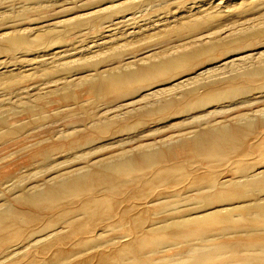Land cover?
<instances>
[{
  "label": "rangeland",
  "instance_id": "obj_1",
  "mask_svg": "<svg viewBox=\"0 0 264 264\" xmlns=\"http://www.w3.org/2000/svg\"><path fill=\"white\" fill-rule=\"evenodd\" d=\"M37 2H38V0H0V79H8L12 75H18V76L24 77V78H19L14 84L10 85L9 87L5 86L4 84L0 85V160H1L0 161V177H1V175L4 176L6 174L5 175V176H7L6 179L13 178V177L17 178V179H19V178L21 179L22 177L25 178V176L27 175V180L23 184L26 186H29V185L31 186L34 184L35 180L38 183L40 181L38 179L47 178V177L51 176L50 174L54 175L57 173V171H59V169L61 171L68 166L69 167H79V166H82L83 164L87 163L88 161L97 159L100 156H105V157L111 156V154H113L115 151L117 152L118 150H124V148H125L124 145H126V149L127 148L131 149L135 146H138L139 143L140 144L152 143V145L154 144L157 146L158 144H156V143H158L162 139H164L163 137L167 138V136L169 137L170 134H172L171 136H174L181 131L183 132L185 130L184 132H187L188 130H191L192 128L193 129L197 128L198 124L196 123L194 118H192V117H196V115L200 117V115L203 116V115L209 114V116H210L212 114L210 116V119L214 118L212 120L217 121V124H220V123L224 124L226 122L227 124L228 123L231 124L233 127L239 126V122L235 121V123H234L233 120H237L236 117H237V115L238 116L241 115L240 113H242V114L244 113V115L246 113L247 114L249 113L248 117L251 116L252 118L254 117V119H257L260 117V115H258V113H256V111L258 110L257 112H259L260 110H262V108H264V107H262V106H264V93H263L264 92V88H263L264 87V81H262V80H264V77H261L260 81H259V78H256V77L250 78L246 72L243 73V72H240L238 70L239 71L238 72L239 77L237 78L236 66L238 65L237 64L238 62H239V64H241V62L251 63V62H253V60H254V62H256V60L258 61V59L260 58L262 53L264 55V0H43L41 5H37L36 4ZM207 15L209 16V18L206 21L207 23L206 22H205L206 24L203 23L204 26L201 25L200 28L196 29L197 31H193V32L191 31V33L181 32L178 34L173 32V28L176 26H179L181 23L189 22V21L194 20L196 17L207 16ZM124 18H126V19H124ZM128 20L131 21L132 23L129 22ZM110 21L112 22L111 25H110ZM123 22H124V25H123ZM128 22L131 25L130 24L128 25ZM116 23H117V25H115ZM125 25H126V27H125ZM214 30H217L216 31L217 34L215 33V35H217V37H219V38H225L226 39V38L231 37L232 35L236 36V38L231 41L230 44H232V45L230 48L226 47L227 48L226 49L225 47H217L214 51L215 53L213 52L210 54H206L208 57L207 63H205L207 60L206 55H202L203 59L201 58V55H200V58L203 60V62L199 57H198L199 60H194L197 58V57L196 58L194 57V59H193L194 61L191 59L193 62H195V63H197L198 61H200V62H198L197 67H196V65L194 63H192V61L191 62L189 61V63H191L193 66L192 67L191 64L189 65L190 67H192L191 69L188 66L189 63L186 64L187 67L185 69H184L185 65L181 66V67H183L182 68L183 70H179V69H181V67H179L180 65L177 67H176V65L170 66L169 70L165 73L166 75L163 74L162 79L160 78L162 81L160 79H158L160 82L158 80H156L157 83L155 81L144 82V84H140L135 90H130V92H131L130 95L128 94V93H130L129 91H127L128 93L127 92H121L122 95H128L125 97L123 96L124 98H121L122 96L120 97L121 94L118 92H111L112 95H110L109 94L110 92L109 93L104 92V93L100 94V93H96L93 90L94 95H95V96H93L92 90H91V92H92L91 93L90 88L87 86L86 87L83 86L84 88L81 86H74L70 90H64L63 88L60 87L61 84L55 85L54 83H52V80L60 81L59 79L63 78V77H65V78L67 77V79H69V80H76L79 78V76L84 75V74H87V75L96 74V72L94 70L77 69L81 66V64L78 62V60H80V59H88L89 60V58H91V62L90 61L87 62L88 65H94V66H96V68H98L97 70L106 72L109 69H111V67H115L117 65H129V66H131V68L133 66L138 67V66H140L139 63L141 62L143 57H146L147 54L148 55L152 54L153 57H155V56H157V57L166 56L168 58H174L179 49L188 48L192 44H194L195 42H200V41L207 42L206 40L208 39V41H209V38L211 40L214 37V35L212 37V33H210V32H212ZM132 31H134V32H132ZM131 33H134V34H131ZM207 33H209V34H207ZM201 34H203V35H201ZM201 36H202V39H201ZM209 36H211L212 38ZM102 40L103 41L106 40L108 42L102 43L103 42ZM101 44H102V47H101ZM105 44H107V46ZM233 46H234L235 50L233 49ZM228 49H232V50H230V52H228L229 51ZM233 50H234V52H233ZM101 52L104 53L102 58L95 57L97 54H99ZM224 52H226V53H224ZM211 55H213L215 57L212 58ZM248 55H250V57ZM257 55L259 56V58L257 57ZM244 56H245V58L246 57L247 58L245 59ZM69 63H73L72 67L63 68L65 65H67ZM202 63H204V64H202ZM56 64L58 67H55ZM59 64H61V65H59ZM217 65H218V67H217ZM231 65H233V67H231ZM208 67L211 69L210 71H209ZM42 68L51 69V73L50 74L42 73L41 72ZM205 68H207V69H205ZM70 69H72L71 72H69ZM76 69L80 70V71H78V74H76L75 76H72L71 74L73 73V70L75 72ZM230 70H231V72H230ZM180 71H182L183 73H181ZM205 71L208 74H206ZM230 73H232V74L235 73V74L230 75ZM239 73H240V75H239ZM211 74H212V76L215 75L214 78L211 76ZM243 74L245 76H248V77H245ZM205 75H206V77H205ZM209 75L213 79L211 77H209ZM234 76L237 78V80H235L236 78H234ZM201 77L204 80L203 82L201 81L204 85L201 84L199 87L202 86L203 89L199 88V87H196V88L192 87L193 89L191 88L190 91H189V89L187 90V94L189 92L188 95H184V93H185L184 91H182V93H183L182 94L181 91H179V90L176 91L178 94L175 92L176 95H178V96L173 94V96L175 95L177 98H175V96H174V99L172 98V101L174 100L173 101L174 103L180 102V103H178L179 106L175 103V105L178 107H176L173 103L174 106H172L170 104L173 108H171V106L168 105V106L162 107L163 109L162 108L158 109V111L157 110H150V111L148 110L147 111L146 108L144 109L145 106L143 104L145 102H146L145 105L148 106V104L155 103L156 99H158L156 102L159 103V101H160V103L162 102L163 105L165 104V100H167V99H163L162 96L157 97L155 95V93L153 95V92H156V94H157L158 90L162 91L160 87H163V90H166L167 88H170V87H167V85L171 86L174 82L176 83V81H177L176 84L181 83V85L183 86V85L189 84V82L194 80V79L202 80ZM207 77H208V79H207ZM182 78H184V79L182 80ZM246 78L248 81L246 80ZM231 79H234L235 81L232 80V82H231ZM179 80L182 81L183 83L180 82ZM184 80H185V82H184ZM208 80L211 82L209 83ZM206 81H207V84H206ZM186 82H188V83H186ZM208 83H209V85H208ZM211 83H213V84H211ZM214 83H216V84H214ZM231 84L232 85H241V86L247 84V86H248V88H250V90L246 89L244 96L242 95L243 97L240 96L241 94L238 95L242 99L238 98V96L236 95L235 96L236 98L233 97V99L232 98L231 99H219L218 101L216 100V102L213 101L212 104L210 103L211 101L210 102L207 101V102H205L207 104L204 103L201 106H198L199 108L195 107L194 109L191 108L190 110H186V111L183 109V107H185L187 105V103L189 104L193 101H196L198 99V98H196L197 95L200 97L201 96L204 97V96H207L211 91L218 90V88H220V90H221L227 86H230ZM253 84L254 85L257 84L258 87H257V85H255L257 87L256 88L255 86H253ZM142 85L144 87L143 89H142ZM249 85H250V87H249ZM251 85H252V87H251ZM261 86H262V88L258 89ZM139 87H140V90H139ZM253 87H255L256 89L254 88V90H251V88H253ZM156 88H157V90H156ZM198 88L201 89V91ZM86 89H89V90H87L89 93L86 91ZM194 89H195V91H193ZM204 89H206V91H204ZM136 90H138V91H136ZM247 90L249 91V93L250 92L251 93L249 94ZM132 93H133V95H132ZM97 94H98V96H97ZM102 94H106V96H104V95L100 96ZM148 94H150V98H149ZM190 94H191V97H190ZM258 94L259 95L261 94V96H259ZM116 95L119 96L120 99ZM142 95H143V97H142ZM151 95H153V97L155 96V99L152 98ZM179 95L181 97H179ZM103 97H105V98H103ZM167 97H169V96H167ZM171 97H172V95H171ZM248 97L250 99H248ZM136 99L139 101H137ZM234 99H237V100H234ZM135 100H136V102H135ZM141 100L145 101V102H142ZM241 100H243V101H241ZM23 102H25V105H30V109L25 108L22 105ZM181 102H183V103H181ZM230 102H232V103H230ZM242 102H244L247 105H244V103H242ZM160 103L159 104L155 103V104H157L156 105L157 107L159 105L162 106V104H160ZM225 103L228 104L229 106L228 105L226 106ZM122 105H124V106H122ZM151 105L155 106L153 104H151ZM226 107L229 110H227ZM260 107H262V108H260ZM32 108H33V110H32ZM140 108H142V109H140ZM138 109L144 110L147 112H144L143 116L141 114H136V111L138 113L140 112V110L138 111ZM35 110H37V111H35ZM38 110H39V112H38ZM212 110H213V113H211ZM214 110H217V112L215 111L217 114L214 112ZM128 111H130V112H128ZM208 111H210L211 114L208 113ZM34 112H36V114L40 113L41 115L44 112V115H42V116L40 115L41 117L39 116V117L34 118L33 117V114H35ZM131 112L134 113V116H129V115H133ZM153 112H155L154 115H152ZM174 112H175V114H173ZM126 113H131V114L127 115L130 117V119L126 116ZM142 113H143V111H142ZM145 113L147 114V116ZM202 113H203V115H202ZM206 113H208V114H206ZM213 114H215L217 116L215 117V115L213 116ZM135 115L136 116L140 115L141 118L142 117H146V118H143L140 120V122H138L140 119V116H138L139 118L137 117L138 118L137 119V118H135L136 117ZM107 117H109L110 119L112 117V119L114 118L115 121H114V119L110 120ZM126 117L128 119H126ZM103 119L106 120L105 122H108L110 120L109 123L111 124V128L109 127L108 129H106L104 131L99 129L98 123L100 121H104ZM190 120L192 121V123L195 121L196 125H195V123H193V124L189 123ZM93 121L97 122V123H95V126H97V127H95L96 130H95L94 126L93 127L91 126L92 123L94 124ZM111 121H112V123H111ZM246 122L243 121L240 124V126L241 125L247 126V133L245 135L246 139L243 140V142H244L243 144H244V146L245 145L247 146V143H248V146L245 148L242 144L241 145L242 150L240 148V149H238V151L232 152V153H234L236 158L235 157L231 158V156H233V155H231L232 153L230 152V154L227 153L228 157H227V155H224L221 158H218L219 160L214 159V161H212L213 159L208 160V159H203L202 157H200V159L198 157V160H197L195 153H193L190 150L183 149V151L185 150V151H188V153H190V156H189V154L182 151V148L178 147L177 148L178 151H176V149H175V150H173V154L172 153L170 154V155H174L176 157H174V156L172 157L169 155L168 160L166 159L167 161L166 160L163 161V162H165V163H163L164 167L166 166L165 168L163 167V165L161 163L162 161L161 162L159 161L161 163V165L159 162H157L159 164L158 166H155L157 164L154 163L155 165H153V164L150 165L151 168H150V166H148L149 168L148 167L140 168L139 171L137 170L138 172L134 171L135 173L133 172V173L128 174V175H126V174L123 175L122 179L125 181L127 180L126 181L127 185H125L124 187L122 186V188L117 189L115 191L116 195H115V193H113V195H111L109 197L110 201H111L112 197L117 200V201L115 199H114V201L112 200L113 204H116V207H115V205H113V207H114L113 211H111L110 214L105 215L107 217H109V215H112L114 218L112 216H110V218H107L104 216L103 217L104 220L100 219V221H99V218H98L97 219L98 222L96 220L94 222H87V221H85L84 217L82 215H80L81 214L80 208H81V206H83L86 203V200L89 198V196L90 197L92 195L94 196L95 193L97 192L96 193L97 195H95V196L101 197V195L103 196V193L105 192V191H103V193L101 194L102 190L101 191L96 190V192H95V190L94 191H84V192H81V195L79 193L74 195L75 197L74 196H68L66 198L67 200L69 199V201H70L72 199V197L74 198V200H72L70 202H68L66 199H63L64 201L66 200V202H63V200H59V201H57V203L59 205L57 203H55L56 202L55 201L53 203L54 207H51V206H53V204H51L49 207H45L46 209L44 208L46 211L43 208H42V211L40 210L41 208H36V207L30 208V205L25 206V204H24V206L27 207V209H29V210H27L25 207H23L22 203H15L16 204L15 207H17V208H19V205L17 206V204H21L20 207L22 209L19 208L20 210L24 209V211H30L33 208L31 210V212L33 210L39 211L38 213L33 211V213H36V217H35L36 219L35 220H37V222L35 220H34V222H36V225H38V226L36 227L34 225L35 223L32 221L31 224L33 226L29 224L30 227L26 225L28 227L27 229H25L26 228L25 226L23 227L22 231L24 233L26 231L25 234L28 236H29V234H27V231L28 230L30 231V228L32 230L33 229H39L40 226H41V228H43L46 226L45 224L50 219L51 220H57L59 218V216L57 218L56 215H60V214L63 215L64 213H67L68 214L67 216H69L70 218L71 217L74 218V217L79 216L80 218L78 217V220L82 219L81 221L80 220L79 221L82 222V224L83 223H85V224H83L82 231H80L83 233L79 234V233L73 232L71 230H68V227L70 228V224L62 222L63 225H61V222H59L56 224L57 226L55 225L53 228H51V230L45 229L44 231L41 232L42 235L44 234V237H47V235H46L47 233L49 234L50 232L51 233L53 232L51 235L49 234V237L44 238L45 240L43 239L42 241H40L41 247L39 246V244L38 245L35 244L34 246L33 245L30 246L31 249L28 247V248H26L27 250L23 249L22 250L23 252L22 251L20 252V249L23 246V244L27 245L26 243L30 242L31 239H33L31 237H34L30 233L31 235L29 237L26 236L27 237L26 238L24 233H23L22 234L23 239L21 238V239H18L19 241H16V240L13 241L14 245L16 243L17 244L21 243L22 246L20 245L18 248H13V252L19 251L20 253L18 254V256H15L14 259L11 258L7 262H5V264H21V263L29 264L31 262H34L35 260L36 261L34 263L45 264V261L49 258L52 259V260L49 259L50 262L55 260V257L53 254L58 253L57 250H64L65 251L64 253H67V250L73 251L72 252V254L74 253L73 259L70 258L71 261H69V262H71V263L68 262L67 264L76 263V262H78V260L79 261L83 260L81 263H84V264H99V258L101 257L102 254L105 253V255H106L108 253V255H112L113 253L116 252V248H117L116 245L120 246L121 243L127 241L128 239H129V241H127V242H131L135 238L134 235L136 234V232L133 233L134 237L131 235V233L133 231L130 233V231H131L130 226H132L133 221L130 222V224L128 226L130 228H128L125 225V224H128L129 221L133 219V217H139L142 215L144 218L146 215V217H145L146 219L145 220L143 219L144 224L142 225L143 229H144V226L148 225L149 223H154L157 221V219H158V221H160V218H161L160 215L162 216L161 219H163L165 217V214H166V213L164 214V210L166 211V208H170V205L172 203L173 204L175 203L174 205L177 204L175 207H177V208L180 207V210L181 209L182 210L181 211L178 210V212H182V213H188V211L193 210V208H194V210H197V208L199 206L201 207V209H202V207H203V209H205L204 213L213 211L214 210L213 204L211 206L206 204V207L209 206L208 207L209 209L206 208L205 206H203V204H204L203 201H205V200H201V198L199 196V194H201V193H199L200 190L198 191V194H196V192H195V193L190 195V193L198 190L197 188H196V190H194L195 186L191 185V184H193L191 182L192 181L194 182L196 180V179H193L196 176V174L200 173V175L199 174L198 175L201 177L202 176L205 177L206 175H208L210 177V176L214 175L213 176L214 178L220 180L222 178H226L229 176L239 177V173L237 172V168H238L237 166L240 164L241 161L243 162L241 164L246 165V168L250 169L251 171H253L254 168H258V165H259V167H262V166L264 167V163H263L264 158L261 157L262 155L264 156V154H263L264 151L263 150L260 151V149H264V146H263L264 145V143H263L264 142V140H263L264 139V126L262 125L263 123H260L257 121L255 123L256 125H253L252 123L246 124ZM182 123L185 125L183 126ZM122 124L125 125L126 127L123 126ZM177 124H178V126H177ZM128 125L130 126V129H129ZM169 125H171V126H169ZM189 125L190 126L193 125L192 128ZM231 125H229V126H231ZM175 126H177V127H175ZM202 127H204V125L201 126V129H202ZM198 128H200V127H198ZM98 129H99V131H98ZM120 129L121 130L124 129V131H121ZM147 132H149L151 134H149ZM152 132L155 134H153ZM96 136L97 137L99 136V138H98L99 140L97 139ZM89 137H91V138H89ZM100 137H101V139H100ZM88 138H89V140L92 138H94V139H92V141L91 140L89 141ZM95 139H97V140H95ZM83 140H84V143H86V144H83ZM87 140H88V143L86 142ZM93 140H95V141H93ZM154 140L155 141L159 140V141H157L155 143ZM79 141H81V142L79 143ZM121 142H122V144H121ZM257 142H259V143H257ZM77 143H79L80 145L79 144L77 145ZM81 143L83 145H81ZM256 143H257V145H256ZM105 144L106 145L109 144V146H106ZM116 144H118L117 145L118 148H117ZM119 145L120 146L122 145L121 149H120ZM259 145H260V147H259ZM99 146H101V148H102V146L106 147V150H105V148L104 149L102 148L103 150H101V148ZM252 146L254 148V151H252L253 150ZM49 147H51V148L49 149ZM92 147H94V148H92ZM96 147L99 149V151L97 150ZM107 147H109V148H107ZM243 147H244V149H243ZM43 148H46V150L45 149L44 150L47 151V153H50V155L48 154L50 159H49V161H47L49 163V165L54 166L55 168L58 167V169H54V170H53V167H51L52 169L49 168L47 170L48 173H46V170L45 171L42 170V171H44L43 173L45 174V177H44V175H42L43 174L42 171L40 172V170H41L40 166L42 163L41 161L43 159V156H41V154H42L41 150ZM52 148H53V150H52ZM49 150L51 152H49ZM100 150L102 152H100ZM180 150H181V152H180ZM243 150L245 153L243 152ZM247 150H248V152H247ZM91 151L93 152V154L91 153ZM36 152H40V153H38V155H36ZM174 152L176 154H174ZM182 154H184V155H182ZM239 154H240V156H239ZM243 154H245V155H243ZM193 155H195V156L193 157ZM239 157H241V158H239ZM260 157H261V159H260ZM185 158H189V159L184 160ZM190 159H194V160H190ZM239 159H241V160H239ZM246 159L249 162H247ZM187 160H188V162H187ZM217 160H218V162H217ZM231 160H232V162L233 161L234 162L232 163ZM256 160H259V161H256ZM261 160H262V162H261ZM200 161L202 164H199ZM169 162H172V163L167 164L168 166L165 165L166 163H169ZM1 163L2 164L5 163L7 165H5V164L2 165ZM53 163H54V165H53ZM56 163H58L57 165H59V166H55ZM173 164H175L176 168H178L177 167L178 164L181 167L174 170L173 176H175V174H176V176L175 177L171 176L169 178V181L167 183H165L161 179V177H162L161 174H158L161 172L157 168H160V170L172 169L174 167ZM261 164H263V165H261ZM44 165H46V163ZM256 165H257V167H256ZM169 166L170 167L172 166V168H170ZM2 167H3V169H2ZM161 167H163V168H161ZM229 167L231 168V170ZM4 168L6 169V171ZM154 168L156 170L155 172H154ZM7 170L8 171L10 170L11 172L10 171L8 172ZM177 170H179L180 173H182V174H179V171L177 172ZM250 170L247 171V173L251 172ZM233 171H235V172H233ZM5 172H7L8 174ZM204 172H208V173H205L206 174L205 175ZM1 173H3V174H1ZM138 173H140V174L144 173L143 175H145V176H143V178H141L140 175H138ZM190 173H191V175H190ZM40 174L42 175V177ZM154 174H156V176H154ZM225 174L227 175L226 177H224ZM22 175H24V176H22ZM30 175H31V177H29ZM32 175H35L36 177L32 176ZM180 175H182L183 177ZM17 176H21V177H17ZM38 176H39V178H37ZM34 177L37 179H35ZM134 177H137L136 178V179H138V180H136L137 182L139 181V179L140 180L144 179L147 181L149 180L147 183L145 181V185H144V181H142L141 182L143 184L142 187L146 186V184H148L149 182L152 181L153 184L152 183L148 184V186L151 188V190H150V188H148V186H147V188L145 187V189H147L149 191L142 188L140 181L138 182L139 184H137V182H135ZM155 177L158 179V180L156 179L157 182L155 181ZM181 178H183L184 181ZM199 178L200 177H198V179ZM151 179H153L155 182H153V180H151ZM128 180L131 181L129 184H128V182H129ZM172 180L173 181L176 180V181L171 183ZM161 181H163L165 184H168V185H165V184L162 185L163 182L161 183ZM177 181H178V183H177V185H175ZM0 182H2L1 179H0ZM36 182L34 185L37 184ZM134 183H136V185ZM172 184H174L175 186ZM2 185L3 184L0 183V188L4 187L0 190V192H3V193L7 192V193H5L4 195L2 193H0V194H2V195H0V201H1L0 204L3 203V201H4L3 198H6L5 196H7L8 194L11 195L12 193H14V191H12L14 189H11L12 187L9 188V189H11V190H9L7 188L8 186H6L7 189H5V185L4 186H2ZM129 185H130V187H129ZM125 187H126V190H125ZM185 187H186V189H185ZM121 189H122V191H121ZM127 190H128V192H130V194L132 193V195H130L128 192L126 193ZM189 190H193V191L190 192ZM208 190H205V191H208ZM89 192L91 193V195ZM143 192H145V194ZM160 192L163 196L165 194L166 195L163 197L160 194ZM98 193H100L101 195ZM105 193H107V192H105ZM117 193H119V194H117ZM157 193L159 195H161L160 196L161 199L159 198V196H157L158 195ZM140 194L141 195L144 194V195L141 196ZM185 194H187L188 196ZM195 194L197 195V197ZM136 195H137V197H136ZM192 195L194 197H191L190 199L193 198L194 201L197 199L196 200L197 202L196 201L192 202L193 199H192V201L189 199V197ZM2 196H3V198H2ZM130 196H132V198ZM123 198L124 199L129 198V199L128 200L125 199V201H122ZM199 198L202 202L201 201L198 202ZM1 199H3V200H1ZM83 199H85L84 202H83ZM119 199L121 202H118ZM135 199L138 201L136 202ZM145 199H146V201H144ZM151 199H153V201ZM149 200L151 201V204H154V205L151 206ZM181 201H183V203ZM116 202L120 203L121 207ZM163 202L166 206L168 205V207H166L164 204L161 205ZM74 203H75V205L77 204L76 205L77 207H75L76 209L74 208V206H75ZM194 203H196V204H194ZM205 203H207V202H205ZM226 203H229V202H226ZM226 203L225 202L222 203V202L218 201V203H216L218 210L221 207H222L221 210H225L224 208L229 207L228 204L225 205ZM236 203H232V204H236ZM55 204H57L58 206ZM63 204H65L66 206ZM126 204H129V205L126 206ZM173 204L171 206H174ZM135 205L137 208L136 211H135ZM143 205L146 206V208H144ZM147 205H149V206L147 207ZM191 205L194 207L191 208ZM224 205H225V207H223ZM63 206H65L66 209L64 208V210H63ZM67 206H69V207H67ZM131 206H133V207H131ZM154 206H156V209ZM160 206L162 208H163V206H165V209H162ZM118 207H120L119 208L120 211H118L119 210ZM122 207L124 209H122ZM182 207H184V208H182ZM189 207H190V209H189ZM47 208H49V210ZM115 208L120 213H118L115 210ZM133 208L135 211L134 213L132 210ZM159 208L162 210L160 211ZM61 209L63 210V213H61ZM145 209H148V210H145ZM201 209H199V210H201ZM114 210H115V212H114ZM124 210H125V213H124ZM59 211H60V213H58ZM139 211H140V213H139ZM70 212H71V215L74 213L75 216L69 215ZM77 212L79 214H77ZM113 212L114 213L117 212V213L114 214ZM126 212H129V213H126ZM137 212L139 215H137ZM147 212H148V214L150 213L149 216H147L148 215ZM40 213L43 215H41ZM129 214H131V215L133 214V216L130 215V217H129ZM38 215L39 216L41 215V217L43 218V219H41V220H43L42 221L43 224L40 223L41 217H39ZM115 215H118L119 217L115 218ZM120 215H122V216H120ZM153 216H158V217H154L155 221H154V219L152 220ZM37 217H39V218H37ZM46 218H48V219H46ZM100 218H102V217H100ZM74 219H76V218H74ZM83 219L85 222L83 221ZM127 219H129V220H127ZM44 220L47 222H45ZM117 222H119V225ZM89 223H90L91 227H89ZM98 223H99V225H98ZM121 224L125 225L124 226L125 228H123V226H121ZM64 225L68 230L67 232H66ZM67 225H68V227H67ZM119 226L121 227V230L123 232L129 231V233L125 234L121 230H118V229H120ZM88 228H89V230H88ZM55 229H59V230H56L58 232L61 231V229L62 230L65 229L64 231L66 233L65 232H64L65 234L62 233L63 231H61L59 233L57 232V234L59 235V236H57L55 231H53ZM103 229H104V231H103ZM124 229H125V231H124ZM209 229H206V231L208 230L207 234H208V232L210 233L208 235H213L214 233H216V228H214V229L211 228L210 231H209ZM212 229L214 231H212ZM90 230H91V232H90ZM29 231H28V233H29ZM72 232L77 234V235L74 234L75 235L74 236L72 234ZM86 232H87V235L84 234ZM88 232H90V233H88ZM41 233L37 232L36 234L40 235ZM91 233H93L94 235L93 236L89 235ZM122 233L124 235L121 236L120 234H122ZM137 233H138V235H142V230L137 231ZM129 234L131 235V237H133L132 239H131ZM61 235H62V237H61ZM70 235H72V236H70ZM88 235L90 237L87 238ZM126 235H128V236H126ZM52 236L53 237L56 236V237L53 238ZM123 236H124V239H123ZM24 237L26 240L24 239ZM36 237H38V236H36ZM128 237H130V238H128ZM67 238H69V239H67ZM82 238L83 239H85V238H87V239L93 238L94 239L95 238V242L97 241L98 244H100L101 246L98 248H92V246L94 244L90 243L87 245L85 244L84 246H80V248H79V247H77V244L79 243V241L83 240ZM34 239H35V237H34ZM47 239H48V241H50L52 243L48 242V244L46 245L47 247H46L44 245H45V243H47ZM59 239L60 240L62 239L61 241H63L62 243L65 242L64 243L65 245L62 244L61 241H58L61 244L58 243L57 240H59ZM111 239H114L116 243L114 241H112ZM23 240H25V241H23ZM67 240H69V241H67ZM107 241H109V242L112 241L116 245L114 243H111L112 246L110 247L111 244H109V242H107ZM117 241H119L120 243H118ZM75 242H76V245H75ZM11 243H9L10 245L6 244L5 246H11ZM67 243L69 245H67ZM42 244H43V246H42ZM55 244H56V247L54 249L53 246ZM113 244L116 247L113 246ZM62 245H63V247H62ZM35 246H37V247L39 246L40 248L39 247L35 248ZM58 247L59 248L61 247V248L59 249ZM180 247H182V246H174V247H172L171 251L169 249V251H167L168 252L167 253V252H165L166 251L165 250L164 253H166L167 256L170 255L171 257L174 255L173 256L174 259H178V257L180 259H182L184 257H189L190 254H191V256H194L193 253H187V252L183 253V251L182 252H181V250L179 251ZM45 248L48 249L47 252H46ZM69 248H71V250ZM75 248L76 249L78 248L77 249L78 252H76ZM110 248H111V251H113V249H114V251L111 252ZM183 248L184 247H182V250H183ZM29 249H30V253L28 252ZM24 250L27 252H25ZM31 250L32 251L35 250V251L32 252ZM38 250H39V252H38ZM11 251H10V253L12 254ZM175 251H178V253L180 255L178 256V253ZM40 252H41V254H40ZM75 252L77 254H79V258L77 257L78 260H77V258H75L76 260H74V257L77 255ZM171 252L172 253L174 252V253L172 254ZM21 253L23 256L21 255ZM46 253H48V254H46ZM49 255H51V257ZM155 255L157 257L159 254L158 255L155 254ZM155 255H154V257H155ZM27 256H29V257H27ZM19 257H20V259H19ZM21 257H23L24 260H22ZM29 258H33V260H31ZM28 259L31 260V262L28 261ZM20 260H22V261H20ZM42 261H44V262H42ZM49 261L47 260L46 263L49 264L50 263ZM2 264H4V263H2Z\"/></svg>",
  "mask_w": 264,
  "mask_h": 264
},
{
  "label": "bare ground",
  "instance_id": "obj_2",
  "mask_svg": "<svg viewBox=\"0 0 264 264\" xmlns=\"http://www.w3.org/2000/svg\"><path fill=\"white\" fill-rule=\"evenodd\" d=\"M42 1L43 0H38V2L36 3L37 5H41L42 4ZM206 15V14H205ZM213 16V15H212ZM125 17V16H124ZM128 18V17H127ZM130 18V17H129ZM209 18V16L207 15V16H199V17H196L194 20H192V21H189V22H184V23H181L179 26H176V27H174L173 28V32H175V33H181V32H189V33H191V31L193 32V31H197L196 29H198V28H200L201 27V25L202 26H204V24L203 23H205L206 21H207V19ZM124 19H126V18H124ZM131 19V18H130ZM123 21V20H122ZM129 21V20H128ZM114 22V21H113ZM120 22V21H119ZM129 22H131V21H129ZM128 22V25L130 24ZM121 23V22H120ZM132 23V22H131ZM207 23V22H206ZM205 23V24H206ZM112 24V22L110 21V25ZM122 24V23H121ZM120 24V25H121ZM127 24V23H126ZM164 24V23H163ZM109 25V24H108ZM115 25H117V23L115 24ZM123 25H124V22H123ZM131 25V24H130ZM161 25V24H160ZM125 27H126V25H125ZM110 29V28H109ZM107 31V30H106ZM216 31L217 30H214V31H212V32H210V33H212V37H213V35H214V37L212 38L211 36H209V37H211L212 39L210 40V38H209V41H208V39L206 40L207 42H204V41H200V42H195L194 44H192L190 47H188V48H184V49H179L178 51H177V54H176V56L174 57V58H168V57H166V56H163V57H157V56H155V57H153L152 56V54H147L146 55V57H143V59L141 60V62L139 63V65L140 66H138V67H135V66H133L132 68H131V66H129V65H117V66H115V67H111V69H109L108 71H106V72H104V71H99V70H97L98 68H96V66H94V65H88V63L87 62H91V58H89V60L88 59H80V60H78V62L81 64V66L79 67V68H77V69H80V70H85V69H88V70H94L95 72H96V74H90V75H87V74H84V75H81V76H79V78L78 79H76V80H69V79H67V77L65 78V77H63V78H60L59 80L60 81H58V80H52V83H54L55 85H57V84H61L60 85V87L61 88H63L64 90H70L72 87H74V86H81V87H89L90 88V92H91V90H92V94H93V96H95L94 95V91L96 92V93H104V92H107V93H109L110 95H112V93L111 92H118V93H120L121 94V92H127V91H129L130 92V90H135L140 84H144V82H150V81H155L156 83H157V81L156 80H158V79H162V75L163 74H165L168 70H169V67L170 66H175L176 65V67L177 66H179V67H181L182 65H185V67H184V69L187 67L186 66V64L187 63H189V61L191 62L193 59H194V57L196 58H200V55H201V58H202V55H206V54H210V53H213L214 51H215V49L217 48V47H227V48H230L231 47V45L232 44H230L231 43V41L233 40V39H235L236 38V36L235 35H230L231 37H229V38H219V37H217V35H215V33H216ZM132 32H134V31H132ZM136 32V31H135ZM214 32V33H213ZM111 33V32H110ZM114 33V32H113ZM131 34H134V33H131ZM207 34H209V33H207ZM217 34V33H216ZM164 35V34H163ZM201 35H203V34H201ZM103 37V36H102ZM204 37V36H203ZM207 37V36H206ZM205 37V38H206ZM111 38V37H110ZM196 38V37H195ZM105 39V38H104ZM125 39V38H124ZM201 39H202V36H201ZM103 41V40H102ZM108 41H103L102 43H107ZM110 42V41H109ZM106 46H107V44H105ZM96 46V45H95ZM104 46V45H103ZM101 47H102V44H101ZM226 48V49H227ZM233 49H234V46H233ZM225 50V49H224ZM229 51L228 52H230V50H232V49H228ZM235 50V49H234ZM234 50H233V52H234ZM227 52V53H228ZM215 53V52H214ZM224 53H226V52H224ZM260 53V52H259ZM217 54V53H216ZM215 54V55H216ZM103 55H104V53L103 52H101V53H99V54H97L95 57H99V58H102L103 57ZM262 55H263V53H262ZM261 55V56H262ZM210 56V55H209ZM212 56V58L213 57H215V56H213V55H211ZM246 56V55H245ZM245 56H244V58H245ZM249 57H250V55H248ZM260 56V58H259V56L257 55V57L259 58L258 59V61L256 60V62H254V60H253V62H251V63H245V62H241V64H239V62L237 63L238 65L236 66V70H237V78L239 77L238 76V72L240 71V72H246L247 73V75L250 77V78H254V77H256V78H259V81H260V78L261 77H264V55L261 57ZM206 57H207V55H206ZM205 57V58H206ZM194 59V60H199V58L198 59ZM200 58V59H201ZM239 58V57H238ZM242 58V57H241ZM247 58V57H246ZM245 58V59H246ZM192 59V60H191ZM203 59V58H202ZM201 59V60H202ZM207 60H206V62L205 63H207L208 62V57L206 58ZM240 59V58H239ZM193 60V61H194ZM205 60V59H204ZM213 60V59H212ZM235 60V59H234ZM192 61V63H194L195 65H196V67H197V64H198V62H200V61H198L197 63H195V62H193ZM211 61V60H210ZM209 61V62H210ZM228 61V60H227ZM226 61V62H227ZM202 62H203V60H202ZM225 62V63H226ZM63 64V63H62ZM191 63H189L188 64V66L190 65ZM202 64H204V63H202ZM221 64V63H220ZM233 64V63H232ZM59 65H61V64H59ZM72 65H73V63H69V64H67V65H65L63 68H70V67H72ZM223 65V64H222ZM234 65V64H233ZM233 65H231V67H233ZM191 66H192V64H191ZM55 67H58L57 66V64H56V66ZM190 67V66H189ZM193 67V66H192ZM192 67H190V69L192 68ZM217 67H218V65H217ZM229 67V66H228ZM96 68V69H95ZM183 67H181V69H179V70H183L182 69ZM75 70V72H74V70H73V73L71 74L72 76H75L76 74H78V71H80V70ZM205 69H207V68H205ZM208 69H209V71L211 70L209 67H208ZM42 70V71H41ZM40 71L42 72V73H46V74H50L51 73V69H49V68H42ZM71 70L72 69H70V71L69 72H71ZM235 70V69H234ZM233 70V71H234ZM239 70V71H238ZM207 71V70H206ZM206 71H205V73H206ZM68 72V73H69ZM181 73H183L182 71H180ZM188 72V71H187ZM230 72H231V70H230ZM185 73V72H184ZM229 73V72H228ZM245 73V74H246ZM197 74V73H196ZM195 74V75H196ZM206 74H208V73H206ZM232 73H230V75H231ZM233 74H235V73H233ZM232 74V75H233ZM242 74V73H241ZM166 75V74H165ZM199 75V74H198ZM239 75H240V73H239ZM244 75V74H243ZM66 76V75H65ZM192 76V75H191ZM208 76V75H207ZM211 76H212V74H211ZM210 75H209V77H211ZM214 76L215 75H213L212 77L214 78ZM245 76V75H244ZM248 76H245V77H248ZM205 77H206V75H205ZM204 77V78H205ZM211 77V78H212ZM233 77V76H232ZM231 77V78H232ZM19 78H24V77H22V76H18V75H12L10 78H8V79H0V85H5V86H7V87H9L10 85H12V84H14ZM191 78V77H190ZM194 78V77H193ZM196 78V77H195ZM202 78V77H201ZM212 78V79H213ZM216 78V77H215ZM234 78H236L235 76H234ZM237 78L235 79V80H237ZM255 78V79H256ZM75 79V78H74ZM160 79V80H161ZM184 78H182V80H183ZM187 79V78H186ZM189 79V78H188ZM206 79V78H205ZM207 79H208V77H207ZM164 80V79H163ZM232 80L233 81H235L234 79H231V82H232ZM246 80H247V78H246ZM159 81V80H158ZM162 81V80H161ZM180 81V80H179ZM204 81L203 80V78H202V80H200V79H194V80H192V81H190L189 82V84H186V85H181V83L180 82H182V81H180L179 83L180 84H176L177 83V81H176V83L174 82L171 86H168L167 85V87H170V88H167L166 90H163V87H160L161 88V90L162 91H160V90H158V92H157V94H156V92H153V95H154V93H155V95L157 96V97H161L162 96V98L163 99H167V100H165V104L163 105L162 104V102L160 103V101H159V103L160 104H162V106H156L157 104H159L158 102H156L158 99H156V101H155V103H157V104H155V103H151V104H153V105H155V106H152L151 104H148V106H146L145 105V101H142V102H145L143 105L145 106L144 107V109L146 108V110L148 111H150V110H157L158 111V109H160V108H162V107H165V106H168V105H172V106H174L175 105V103L172 101V98L174 99V96L176 95V91L177 90H179V91H181V93H182V91H184L185 93H184V95H188L189 94V92H188V94H187V90L189 89V91L191 90V88L192 87H194V88H196V87H199L201 84H203L202 82ZM216 81V80H215ZM248 81V80H247ZM258 81V82H259ZM262 81H264V80H262ZM154 82V83H155ZM160 82V81H159ZM184 82H185V80H184ZM208 82L210 83L211 81H209L208 80ZM230 82V83H231ZM251 82V81H250ZM183 83V82H182ZM186 83H188V82H186ZM209 83H208V85H209ZM236 83V82H235ZM234 83V84H235ZM239 83V82H238ZM242 83V82H241ZM254 83V82H253ZM152 84V83H151ZM185 84V83H184ZM206 84H207V81H206ZM211 84H213V83H211ZM214 84H216V83H214ZM233 84V83H232ZM230 85V86H227V87H225V88H223V89H221L220 90V88H218V90H215V91H211L207 96H196V98H198L196 101H193V102H191V103H187V105L185 106V107H183V109L186 111V110H190L191 108H195V107H198V106H201L202 104H204L205 102H207V101H211L210 103L212 104V102L213 101H215L216 102V100L218 101L219 99H233V97L234 98H236L235 96L237 95H240V96H244V93L246 92L245 90L246 89H248V90H250V88H248V86H247V84L246 85H243V86H241V85ZM245 84V83H244ZM204 85V84H203ZM255 85H257V84H255ZM254 84H253V86H255ZM260 85V84H259ZM262 85V84H261ZM146 86V85H145ZM263 86V85H262ZM262 86L261 87H259L258 89H261L262 88ZM83 87V88H84ZM223 87V86H222ZM249 87H250V85H249ZM251 87H252V85H251ZM256 87V86H255ZM255 87H253V88H251V90H254V88ZM257 87H258V85H257ZM256 87V88H257ZM144 87H143V85H142V89H143ZM199 88H202V86L201 87H199ZM198 88V89H199ZM211 88V87H210ZM216 88V89H217ZM255 88V89H256ZM264 88V87H263ZM159 89V88H158ZM193 89V88H192ZM203 89V88H202ZM213 89V88H212ZM87 90H89V89H86V91ZM94 90V91H93ZM139 90H140V87H139ZM156 90H157V88H156ZM200 91H201V89H199ZM214 90V89H213ZM247 90V91H248ZM136 91H138V90H136ZM154 91V90H153ZM193 91H195V89L193 90ZM203 91V90H202ZM204 91H206V89H204ZM208 91V90H207ZM210 91V90H209ZM263 91V90H262ZM88 92V91H87ZM176 92V93H175ZM253 92V91H252ZM89 93V92H88ZM128 93V92H127ZM191 93V92H190ZM248 93H249V91H248ZM251 93V92H250ZM249 93V94H250ZM264 93V92H263ZM262 93V94H263ZM126 94V93H125ZM129 95L131 94V92L130 93H128ZM135 94V93H134ZM152 94V93H151ZM173 94H175L174 96H173ZM178 94V93H177ZM183 94V93H182ZM192 94V93H191ZM191 94H190V97H191ZM196 94V93H195ZM201 94V93H200ZM106 96V94H102V95H100V96ZM108 95V94H107ZM132 95H133V93H132ZM144 95V94H143ZM143 95H142V97H143ZM149 95V98H150V94H148ZM153 95H151L152 96V98H154L155 99V96L153 97ZM171 95H172V97H171ZM183 95V96H184ZM204 95V94H203ZM248 95V94H247ZM246 95V96H247ZM259 95V94H258ZM257 95V96H258ZM97 96H98V94H97ZM96 96V97H97ZM117 96V95H116ZM122 96V97H121ZM125 96H128V95H120V97L121 98H124ZM167 96H169V97H167ZM176 96H178V95H176ZM175 96V98H177ZM242 96V97H243ZM259 96H261V94L259 95ZM258 96V97H259ZM108 97V96H107ZM106 97V98H107ZM113 97V96H112ZM118 98H119V96H117ZM146 97V96H145ZM144 97V98H145ZM166 97V98H165ZM171 97V98H170ZM179 97H181L180 95H179ZM189 97V98H190ZM200 97V98H199ZM103 98H105V97H103ZM114 98V97H113ZM117 98V99H118ZM188 98V99H189ZM195 98V97H194ZM238 98H241V97H239L238 96ZM116 99V98H115ZM120 99V98H119ZM140 99V98H139ZM162 99V100H163ZM180 99V98H179ZM192 99V98H191ZM242 99V98H241ZM245 99V98H244ZM248 99H250L249 97H248ZM137 100V99H136ZM136 100H135V102H136ZM146 100V99H145ZM161 100V99H160ZM178 100V99H177ZM234 100H237V99H234ZM240 100V99H239ZM137 101H139V100H137ZM150 101V100H149ZM154 101V100H153ZM181 101V100H180ZM232 101V100H231ZM241 101H243V100H241ZM247 101V100H246ZM131 102V101H130ZM134 102V103H135ZM178 102V101H177ZM187 102V101H186ZM189 102V101H188ZM208 102V103H209ZM223 102V101H222ZM237 102V101H236ZM250 102V101H249ZM128 103V102H127ZM164 103V102H163ZM173 103H174V105H173ZM178 103H180V102H178ZM178 103H176L177 105H178ZM181 103H183V102H181ZM185 103V102H184ZM230 103H232V102H230ZM238 103V102H237ZM242 103H244V102H242ZM73 104V103H72ZM186 104V103H185ZM205 104H207V103H205ZM226 104V103H225ZM241 104V103H240ZM22 105L25 107V108H27V109H30V105H25V102H23L22 103ZM75 105V104H74ZM126 105V104H125ZM170 105V106H171ZM181 105V104H180ZM209 105V104H208ZM228 104H226V106H227ZM234 105V104H233ZM243 105V104H242ZM244 105H247V104H245L244 103ZM122 106H124V105H122ZM171 106V108H173ZM176 106V105H175ZM179 106V105H178ZM178 106H176V107H178ZM204 106V105H203ZM229 106V105H228ZM32 107V106H31ZM119 107V106H118ZM262 107H264V106H262ZM262 107H260V108H262ZM170 108V107H169ZM180 108V107H179ZM199 108V107H198ZM227 108V107H226ZM230 108V107H229ZM135 109V108H134ZM140 109H142V108H140ZM140 109H138V111L140 110ZM163 109V108H162ZM32 110H33V108H32ZM227 110H229L228 108H227ZM28 111V110H27ZM35 111H37V110H35ZM131 111V110H130ZM130 111H128V112H130ZM136 111V110H135ZM142 111H143V113H142ZM147 111H144V110H140V112L138 113L137 111H136V114H141L142 116H143V114H144V112H147ZM193 111V110H192ZM191 111V112H192ZM217 112V110H214V112ZM220 111V110H219ZM258 111V110H257ZM256 111V113H258V115H260V117L259 118H257V119H254V117L252 118L251 116L250 117H248L249 115V113L246 115H244V113L242 114V113H240L241 115H237V117H236V119L237 120H233L234 121V123H235V121H238L239 122V126H232L231 124H229V125H231V126H229L226 122L223 124V123H220V124H217V121H213L212 119H214V118H212L215 114H213V116L211 117L212 119H210V116L212 115L211 113H213V110H212V112L210 113V111H208V113H210L211 115L209 116V114L208 113H206V114H208V115H203V113H202V115L203 116H201L200 115V117L199 116H197L196 115V117H192V118H194V120L196 121V123L198 124L197 126L198 127H200V128H198L197 126V128H192V126H190L192 129L191 130H188L187 132H179L178 134H176V135H174V136H171L172 134H170V136L168 137L167 136V138L166 137H163L164 139H162L160 142H158V143H156L157 141H159V140H157V141H155V143L156 144H158L157 146L156 145H152V143H142V144H138V146H135V147H133V148H131V149H126V145H124L125 146V148H124V150H118L117 152L115 151L113 154H111V156H107V157H105V156H100V157H98L97 159H95V160H91V161H88L87 163H85V164H81L82 166H79V167H66V168H62L63 170H61L60 171V169H59V171H57V173L56 174H54V175H52V174H50L51 176H49V177H47V178H44V179H38V180H40L38 183L36 182V180H35V182L37 183L36 185H34L35 184V182H34V184L33 185H29V186H26V185H24L23 183L27 180V175L25 176V178H19V179H17V178H9V179H6V177L7 176H3V175H1V177H0V179H1V181L2 182H0V183H2L3 185L2 186H4L5 185V189H9V188H11V189H14V190H12V191H14V193H12L11 195L10 194H8L7 196H5L6 198H3V196H2V198L4 199V201H3V203H1L0 204V264H2V263H4L5 264V262H7L8 260H10L11 258L12 259H14V257L15 256H18V254L23 250V249H25V250H27L26 248H30V246H34L35 244L36 245H38L39 244V246L41 245L40 244V241H42L44 238H47V237H49V234L51 235L52 233L50 232L49 234L47 233L46 235H47V237H44V234L42 235V231H44L45 229H47V230H51V228H53L57 223H59V222H61V225H63V223L62 222H64V223H67V224H70V228L68 227V225H67V227H68V230H71V231H73V232H76V233H83V232H80V231H82V226H83V224H85V223H83L82 224V222H80L79 220H78V217L79 216H77V217H74V218H76V219H74V218H70L69 216H67L68 214L67 213H64L63 215H56V217L58 218V216H59V218L57 219V220H49L48 222L47 221H45V222H47L45 225V227H43V228H41V226L39 227V229H31L30 228V231H29V233H28V231H27V234H29V236L32 234V236H34L35 237V239H34V237H31V238H33V239H31V241L30 242H27L26 244L27 245H24L23 244V246L21 245V243L20 244H13V241H19L18 239H23V227L25 226L26 228L25 229H27L28 227L27 226H29V224L30 225H32L31 224V222L33 221L34 222V220L36 219L35 217H36V213H33V211L31 212V210L33 209H31L30 211H24V209L23 210H20L19 208H21L20 207V205L21 204H17V206L19 205V208H17V207H15V203H22L23 204V207H25V206H27V205H30V208L31 207H36V208H41L40 210L42 211V208L44 209L45 207H49L51 204H53L55 201V203H57V201H59V200H63V199H66L68 196H74V195H76V194H80L81 195V192H84V191H94L95 190V192H96V190H102V192H101V194L103 193V191H105V192H107V193H103V196L100 194V193H98V194H100L101 195V197H96L95 195H97L96 193H95V195L93 196H89V198L86 200V203L83 205V206H81V208H80V210H81V214L80 215H82L83 217H84V219H85V221H87V222H94L95 220L97 221V219L99 218V221H100V219H103V217L106 215V214H110L111 213V211H113V205H115V207H116V204H113V202H112V200L114 201V199L115 198H113L112 197V199H111V201L109 200V197L111 196V195H113V193H115V195H116V190L117 189H119V188H122V186L124 187L125 185H127V180L125 181V180H123L122 179V176L123 175H128V174H131V173H133L134 171H139V169L140 168H145V167H148V166H150V165H155L154 163H156L157 165H155V166H158L159 164L157 163V162H161L162 163V165H163V163H165V162H163V161H165L166 159L168 160V156L172 153L173 154V150H175L176 149V151H178L177 150V148L178 147H180V148H182V151H183V149H187V150H190V151H192L193 153H195V155H196V159L198 160V157H199V159H200V157H202L203 159H208V160H212V161H214V159H218V158H221L222 156H224V155H227V157H228V154L227 153H229L230 154V152L232 153V152H236V151H238V149H240L241 148V150H242V144L244 143L243 142V140H245L246 138H245V135H246V133H247V126L245 127V126H240V124L243 122V121H247L246 122V124L248 123V124H250V123H252L253 125H256L255 123L258 121V122H260V123H263L262 125L264 126V108H262V110H260L259 112H257ZM30 112V111H29ZM38 112H39V110H38ZM41 112V111H40ZM133 112V111H132ZM131 112V113H132ZM152 112V111H151ZM215 112V113H216ZM35 114H33V117L34 118H36V117H39L41 114L40 113H37L36 114V112H34ZM42 113V112H41ZM131 113H126V116L127 115H129V114H131ZM150 113V112H149ZM148 113V114H149ZM154 113L155 112H153V114L152 115H154ZM177 113V112H176ZM133 115H129V116H134V113H132ZM146 114V113H145ZM173 114H175V112L173 113ZM178 114V113H177ZM201 114V113H200ZM217 114V113H216ZM42 115H44V112H43V114ZM41 115V116H42ZM182 115V114H181ZM257 115V114H256ZM40 116V117H41ZM129 116H127L129 119H130V117ZM136 116V115H135ZM138 116H140V115H138ZM138 116H136L135 118H137ZM145 116V115H144ZM146 116H147V114H146ZM151 116V115H150ZM149 116V117H150ZM209 116V117H208ZM217 115H215V117H216ZM126 117V119H128ZM258 117V116H257ZM104 118V117H103ZM106 118V117H105ZM107 118H109V117H107ZM139 118V117H138ZM137 118V119H138ZM143 118H146V117H142L141 118V116H140V119H139V121L138 122H140V120L141 119H143ZM256 118V117H255ZM110 119V118H109ZM108 119V120H109ZM111 119H112V117H111ZM110 119V120H111ZM114 119V118H113ZM112 119V120H113ZM132 119V118H131ZM234 119V118H233ZM100 120V119H99ZM104 121H100L98 124V127H99V129H101V130H106V129H108L109 127L111 128V124L109 123V121L108 122H105L106 120L105 119H103ZM114 121H115V119H114ZM184 121V120H183ZM191 121V120H190ZM189 121V123H191V124H193V123H195V121L192 123V121L190 122ZM242 121V122H241ZM94 122V121H93ZM182 122V121H181ZM95 123H97V122H94V124L92 123L91 124V126L93 127L94 126V128L95 127H97V126H95ZM111 123H112V121H111ZM196 123H195V125H196ZM127 124V123H126ZM130 124V123H129ZM238 124V123H237ZM97 125V124H96ZM120 125V124H119ZM118 125V126H119ZM123 125V124H122ZM182 125L184 126L185 124H183L182 123ZM204 125V127H202V129H201V126H203ZM260 125V124H259ZM261 125V126H262ZM114 126V125H113ZM123 126H125V125H123ZM122 126V127H123ZM129 126V125H128ZM134 126V125H133ZM169 126H171V125H169ZM177 126H178V124H177ZM177 126H175V127H177ZM181 126V125H180ZM121 127V126H120ZM126 127V126H125ZM132 127V126H131ZM258 127V126H257ZM133 128V127H132ZM136 128V127H135ZM99 129H98V131H99ZM129 129H130V126H129ZM95 130H96V128H95ZM121 130V129H120ZM127 130V129H126ZM149 130V129H148ZM151 130V129H150ZM121 131H124V129L123 130H121ZM152 131V130H151ZM155 131V130H154ZM128 132V131H127ZM150 132V131H149ZM149 132H147V133H149ZM103 133V132H102ZM153 133V132H152ZM249 133V132H248ZM149 134H151V133H149ZM153 134H155V133H153ZM152 134V135H153ZM166 134V133H165ZM164 135V134H163ZM97 137V136H96ZM150 137V136H149ZM89 138H91V137H89ZM89 138H88V140H89ZM99 138V136L97 137V139ZM162 138V137H161ZM84 139V138H83ZM92 139H94V138H92ZM92 139H90L91 141H92ZM97 139H95V140H97ZM100 139H101V137H100ZM103 139V138H102ZM263 139V138H262ZM85 140V139H84ZM84 140H83V144H86V143H84ZM88 140L86 141L87 143H88ZM89 140V141H90ZM95 140H93V141H95ZM99 140V139H98ZM261 140V139H260ZM264 140V139H263ZM82 141V140H81ZM81 141H79V143L81 142ZM151 142V141H150ZM261 142V141H260ZM74 143V142H73ZM79 143H77V145L79 144ZM124 143V142H123ZM154 143V142H153ZM247 143V142H246ZM245 143V144H246ZM257 143H259V142H257ZM257 143H256V145H257ZM262 143V142H261ZM264 143V142H263ZM82 143H81V145H83ZM90 144V143H89ZM120 144V143H119ZM121 144H122V142H121ZM76 145V144H75ZM80 145V144H79ZM106 145V144H105ZM118 144H116V146H117ZM106 146H109V144H107ZM120 146V145H119ZM122 146V145H121ZM121 146H120V149H121ZM243 146H244V144H243ZM247 146H248V143H247ZM246 145L244 146L245 148L247 147ZM264 146V145H263ZM77 147V146H76ZM98 147V146H97ZM96 147V148H97ZM100 148H101V146H99ZM114 147V146H113ZM158 147V148H157ZM244 147H243V149H244ZM259 147H260V145H259ZM48 148V147H47ZM51 147H49V149H50ZM92 148H94V147H92ZM102 148L104 149L105 148V150H106V147H104V146H102ZM101 148V150H103ZM107 148H109V147H107ZM117 148H118V146H117ZM249 148V147H248ZM247 148V149H248ZM46 150V148H43L42 150H41V153L43 154H41V156H43V159H42V163H41V166H40V172L42 171V170H46V173H48L47 172V170L49 169V168H51V167H53V170L54 169H58V167L57 168H55L54 166H51V165H49V163L47 162V161H49V155H50V153H47V151H45ZM252 151H254V148H253V146H252ZM52 150H53V148H52ZM93 150V149H92ZM95 150V149H94ZM97 150L99 151V149L97 148ZM100 150V152H102ZM113 150V149H112ZM116 150V149H115ZM183 151V152H186L187 154H189V156H190V153H188V151ZM261 150H263L264 151V149H260V151ZM90 151V150H89ZM96 151V150H95ZM114 151V150H113ZM175 151V152H176ZM49 152H51L50 150H49ZM53 152V151H52ZM174 152V154H176ZM180 152H181V150H180ZM243 152H244V150H243ZM247 152H248V150H247ZM246 152V153H247ZM38 153H40V152H36V155H38ZM91 153L93 154V152L91 151ZM96 153V152H95ZM99 153V152H98ZM179 153V152H178ZM241 153V152H240ZM245 153V152H244ZM251 153V152H250ZM49 154V155H48ZM181 154V153H180ZM237 154V153H236ZM249 154V153H248ZM264 154V153H263ZM89 155V154H88ZM182 155H184V154H182ZM186 155V154H185ZM192 155V154H191ZM195 155H193V157L195 156ZM231 155H233V156H231V158L232 157H235V155H234V153H232ZM243 155H245V154H243ZM247 155V154H246ZM251 155V154H250ZM170 156H174V155H170ZM180 156V155H179ZM188 156V155H187ZM230 156V155H229ZM239 156H240V154H239ZM174 157H176V156H174ZM192 157V156H191ZM244 157V156H243ZM242 157V158H243ZM262 158H264V156L262 155L261 156ZM261 157H260V159H261ZM77 158V157H76ZM224 158V157H223ZM236 158V157H235ZM234 158V159H235ZM238 158V157H237ZM239 158H241V157H239ZM246 158V157H245ZM174 159V158H173ZM186 159H189V158H185L184 160H186ZM76 160V159H75ZM89 160V159H88ZM166 160V161H167ZM190 160H194V159H190ZM219 160V159H218ZM218 160H217V162H218ZM223 160V159H222ZM239 160H241V159H239ZM238 160V161H239ZM1 161V160H0ZM170 161V160H169ZM246 161H247V159H246ZM256 161H259V160H256ZM54 162V161H53ZM159 162V163H160ZM186 162V161H185ZM187 162H188V160H187ZM204 162V161H203ZM231 162H232V160H231ZM234 162V161H233ZM232 162V163H233ZM247 162H249V161H247ZM246 162V163H247ZM261 162H262V160H261ZM46 163V165H44ZM63 163V162H62ZM161 163H160V165H161ZM170 163H172V162H169V163H166L165 165H167V164H170ZM176 163V162H175ZM198 163V162H197ZM208 163V162H207ZM241 163H243L242 161L240 162V164L237 166L238 168H237V172L239 173V177H233V176H229V177H226L227 175L225 174V176L224 177H226V178H222V179H220V180H218V179H216V178H214L213 176H208V175H206L205 173H208V172H204V174L206 175L205 177H201V176H199L200 175V173H198V174H196V178L194 177H192L193 179H196L194 182L192 181L191 183H193V184H191V185H193V186H195V189L194 190H196V188L198 189V190H196V191H194V192H192V193H190V195L191 194H193V193H195L196 192V194H198V191L200 190V192L199 193H201V194H199V196H200V198H201V200H205V201H203L204 202V204H203V206H205L206 207V204L207 205H212L213 204V207H214V210L213 211H211V212H205L204 213V211H205V209H203V207H202V209H201V207L199 208V209H201V210H199L196 206V208H197V210H194V208H193V210H191V211H188V213H182V212H178V210H180V207H175L176 205H174L173 203V205L174 206H171L170 205V208H166V211L164 210V214H165V217L163 218V219H161L162 218V216L160 215V221H158V219H157V221L156 222H154V223H149L148 225H146V226H144V229H143V221L146 219L145 217H146V215H145V217L143 218V216L141 215V216H139V217H133V219L132 220H130L129 221V223L128 224H125L127 227L129 226V224H130V222H132V226H130L131 227V231H130V233H131V235L133 236L134 234L133 233H135L136 232V234L134 235L135 236V238L131 241V242H127V241H129V239L127 240V241H125V242H123V243H121L120 244V246L119 245H116L115 243V240L114 239H111L112 241H114V242H109V241H107V242H109V244H111V243H114L116 246H117V248H116V252L115 253H113L112 255H108V253L105 255V253L104 254H102L101 255V257L99 258V264H264V167L262 166V167H259V165H258V168H252L253 169V171H251L250 169H248V168H246V165H243V164H241ZM245 163V164H246ZM256 163V162H255ZM259 163V162H258ZM263 163H264V159H263ZM2 164V163H1ZM5 163H3L2 165H4ZM52 164V163H51ZM58 163H56V165L55 166H59V165H57ZM189 164V163H188ZM192 164V163H191ZM199 164H202L201 163V161H200V163ZM204 164V163H203ZM209 164V163H208ZM236 164V163H235ZM251 164V163H250ZM253 164V163H252ZM1 165V166H2ZM5 165H7V164H5ZM53 165H54V163H53ZM172 165V164H171ZM261 165H263V164H261ZM168 166V165H167ZM173 168H172V166L170 167V168H172V169H163V170H160V168H157L161 173H158V174H161V179L165 182V183H167L168 181H169V178L171 177V176H173V172H174V170H176V169H178V168H180L181 166H179V164H178V168H176V166H175V164H173ZM202 166V165H201ZM206 166V165H205ZM8 167V166H7ZM154 167V166H153ZM163 167H164V165H163ZM163 167H161V168H163ZM166 167V166H165ZM164 167V168H165ZM256 167H257V165H256ZM61 168V167H60ZM149 168V167H148ZM150 168H151V166H150ZM175 168V169H174ZM230 168V167H229ZM236 168V167H235ZM234 168V169H235ZM2 169H3V167H2ZM5 169V168H4ZM10 169V168H9ZM52 169V168H51ZM147 169V168H146ZM230 170H231V168H230ZM251 171V172H249V173H247V171ZM3 171V170H2ZM1 171V172H2ZM5 171H6V169H5ZM8 171V170H7ZM10 171V170H9ZM8 171V172H9ZM44 171H42V173L44 172ZM137 171V172H138ZM156 170H155V168H154V172H155ZM179 170H177V172H178ZM4 172V171H3ZM11 172V171H10ZM53 172V171H52ZM158 172V171H157ZM233 172H235V171H233ZM232 172V173H233ZM5 173H7V172H5ZM55 173V172H54ZM135 173V172H134ZM176 173V172H175ZM174 173V174H175ZM211 173V172H210ZM209 173V174H210ZM1 174H3V173H1ZM8 174V173H7ZM142 174V175H141ZM138 173V175H140V177L141 178H143V176H145V175H143L144 173ZM157 174V173H156ZM156 174H154V176H156ZM157 174V175H158ZM178 174V173H177ZM179 174H182V173H180V171H179ZM178 174V175H179ZM236 174V173H235ZM234 174V175H235ZM41 175V174H40ZM42 175H44V177H45V174L43 173ZM42 175H41V177H42ZM190 175H191V173H190ZM238 175V174H237ZM9 176V175H8ZM22 176H24V175H22ZM32 176H35V175H32ZM137 176V175H136ZM159 176V175H158ZM175 176H176V174H175ZM175 176H173V177H175ZM180 176H182V175H180ZM4 177V178H3ZM17 177H21V176H17ZM29 177H31V175L29 176ZM36 177V176H35ZM34 177V178H35ZM131 177V176H130ZM183 177V176H182ZM191 177V176H190ZM198 177H200L199 179H198ZM232 177V178H231ZM3 178V179H2ZM37 178H39V176L37 177ZM37 178H35V179H37ZM129 178V177H128ZM133 178V177H132ZM131 178V179H132ZM135 178V182H137L136 180H138V179H136L137 177H134ZM5 179V180H4ZM16 179V180H15ZM126 179V178H125ZM130 179V180H131ZM157 178L155 177V181L157 182V180H156ZM160 179V178H159ZM172 179V178H171ZM176 179V178H175ZM183 181H184V179L183 178H181ZM37 180V181H38ZM151 180H153V179H151ZM150 180V181H151ZM177 180V179H176ZM176 180H172L171 181V183L172 182H175ZM189 180V179H188ZM192 180V179H191ZM129 181V180H128ZM133 181V180H132ZM139 181H140V184H141V187H142V181H144V185H145V181H146V183L149 181H147V180H140L139 179ZM138 181V182H139ZM154 180H153V182H155ZM163 181H161V183L163 182ZM131 181H129L128 182V184L130 183ZM137 182V184H139ZM162 183V185L163 184H165V183ZM150 183H152V181L151 182H149L148 184H150ZM160 183V184H161ZM177 183H178V181L176 182V184L175 185H177ZM135 185H136V183H134ZM133 184V185H134ZM148 184H146V186H144V187H142V188H144L145 189V187L147 188V186H148ZM153 184V183H152ZM165 185H168V184H165ZM172 185H174V184H172ZM174 185V186H175ZM190 185V186H191ZM6 186H8L7 188H6ZM151 186V185H150ZM192 186V187H193ZM197 186V187H196ZM129 187H130V185H129ZM137 187V186H136ZM140 187V186H139ZM155 187V186H154ZM187 187V186H186ZM186 187H185V189H186ZM189 187V186H188ZM2 188H4V187H2ZM2 188H0V190L2 189ZM128 188V187H127ZM148 188H150L149 186H148ZM11 189H9V190H11ZM138 189V188H137ZM136 189V190H137ZM140 189V188H139ZM189 189V188H188ZM209 189V190H208ZM125 190H126V187H125ZM145 190H147V189H145ZM150 190H151V188H150ZM205 190H208V191H205ZM99 191V192H100ZM121 191H122V189H121ZM135 191V190H134ZM133 191V192H134ZM147 191H149V190H147ZM190 192L191 191H193V190H189ZM188 191V192H189ZM9 192V191H8ZM128 192V190L126 191V193ZM140 192V191H139ZM0 193H2L3 195L5 194V193H7V192H5V193H3V192H0ZM10 193V192H9ZM88 193V192H87ZM90 193V192H89ZM94 193V192H93ZM129 194H130V192H128ZM144 194H145V192H143ZM147 193V192H146ZM163 193V192H162ZM165 193V192H164ZM187 193V192H186ZM2 194H0V195H2ZM83 194V193H82ZM86 194V193H85ZM105 194V195H104ZM117 194H119V193H117ZM139 194V193H138ZM144 194H142V195H144ZM158 194V193H157ZM160 194H161V192H160ZM195 194V195H196ZM90 195H91V193H90ZM130 195H132V193L130 194ZM141 195V194H140ZM139 195V196H140ZM141 195V196H142ZM162 195V194H161ZM161 195H157V196H159V198H160V196ZM166 195V194H165ZM164 195V196H165ZM185 195H187V194H185ZM78 196V195H77ZM99 196V195H98ZM119 196V195H118ZM128 196V195H127ZM154 196V195H153ZM163 196V195H162ZM163 196V197H164ZM188 196V195H187ZM198 196V197H199ZM75 197V196H74ZM84 197V196H83ZM116 197V196H115ZM131 198H132V196H130ZM136 197H137V195H136ZM156 197V196H155ZM191 197H194L193 195L192 196H190L189 197V199L191 198ZM196 197H197V195H196ZM70 198V197H69ZM86 198V197H85ZM119 198V197H118ZM117 198V199H118ZM154 198V197H153ZM157 198V197H156ZM158 198V199H159ZM200 198L198 199V202L199 201H201L200 200ZM3 199H1V200H3ZM124 199V198H123ZM122 199V201H125V199L123 200ZM129 199V198H128ZM128 199H126V200H128ZM161 199V198H160ZM193 199V198H192ZM192 199H190L191 201H192ZM67 200V199H66ZM66 200L64 201L63 200V202H66ZM72 200H74V198L72 197V199L70 200V201H72ZM84 200L85 199H83V202H84ZM116 200V199H115ZM136 200V199H135ZM152 201H153V199H151ZM197 200V199H196ZM195 200V201H196ZM68 202H70L69 201V199L67 200ZM117 201V200H116ZM138 200H136V202H137ZM144 201H146V199L144 200ZM150 201V200H149ZM159 201V200H158ZM194 201V199H193V201L192 202H195ZM218 201H220V202H229V203H226L225 205H229V207H226V208H224L225 210H221V208H219V210H218V208H217V204L216 203H218ZM1 202V201H0ZM82 202V201H81ZM112 202V203H111ZM118 202H121L120 201V199H119V201ZM118 202H116V203H118ZM166 202V201H165ZM182 203H183V201H181ZM197 202V201H196ZM202 202V201H201ZM205 202H207V203H205ZM237 202V203H236ZM62 203V202H61ZM125 203V202H124ZM123 203V204H124ZM135 203V202H134ZM143 203V202H142ZM148 203V202H147ZM155 203V202H154ZM185 203V202H184ZM232 203H236V204H232ZM24 204H25V206H24ZM58 204V203H57ZM57 204H55V205H57ZM66 204V203H65ZM65 204H63V205H65ZM69 204V203H68ZM119 205H120V203H118ZM122 204V205H123ZM146 204V203H145ZM144 204V205H145ZM150 204H151V201H150ZM149 204V205H150ZM164 204V202L161 204V205H163ZM194 204H196V203H194ZM193 204V205H194ZM220 204V203H219ZM218 204V205H219ZM59 205V204H58ZM57 205V206H58ZM61 205V204H60ZM74 205H75V203H74ZM77 205V204H76ZM74 206V208L75 207H77V206ZM118 205V206H119ZM125 205V204H124ZM127 205H129V204H126V206ZM140 205V204H139ZM143 205V206H144ZM149 205H147V207L149 206ZM152 205H154V204H151V206ZM165 205V204H164ZM225 205L223 206V207H225ZM66 206V205H65ZM65 206H63V210H64V208H65ZM141 206V205H140ZM166 206V205H165ZM165 206H163V208L162 209H165ZM51 207H54V204H53V206H51ZM50 207V208H51ZM60 207V206H59ZM67 207H69V206H67ZM120 207H121V205H120ZM120 207H118V209L120 208ZM131 207H133V206H131ZM155 207V209H156V206H154ZM166 207H168V205L166 206ZM192 207H194V206H192L191 205V208ZM209 207V206H208ZM208 207H206V208H208ZM26 209H27V207H25ZM62 208V207H61ZM71 208V207H70ZM142 208V207H141ZM144 208H146V206H144ZM150 208V207H149ZM182 208H184V207H182ZM187 208V207H186ZM22 209V208H21ZM25 209V210H26ZM46 209V208H45ZM44 209V210H45ZM48 210H49V208H47ZM66 209V208H65ZM76 209V208H75ZM122 209H124L123 207H122ZM121 209V210H122ZM126 209V208H125ZM136 205H135V211H136ZM160 209V208H159ZM158 209V210H159ZM162 209H160V211L162 210ZM189 209H190V207H189ZM209 209V208H208ZM211 209V208H210ZM27 210H29V209H27ZM37 210V209H36ZM47 210V211H48ZM63 210L61 209V213H63ZM115 210L117 211V209L115 208ZM115 210H114V212H115ZM130 210V209H129ZM133 210V213L135 212L134 211V208L132 209ZM140 210V209H139ZM145 210H148V209H145ZM144 210V211H145ZM182 210V209H181ZM180 210V211H181ZM186 210V209H185ZM46 211V210H45ZM74 211V210H73ZM118 211H120V209L118 210ZM117 211V212H118ZM123 211V210H122ZM121 211V212H122ZM143 211V210H142ZM150 211V210H149ZM177 211V212H176ZM209 211V210H208ZM34 212H39L38 210L37 211H34ZM72 212V211H71ZM71 212H70V214L69 215H71ZM113 212V213H114ZM116 212V213H117ZM186 212V211H185ZM42 213V212H41ZM40 213V214H41ZM58 213H60V211L58 212ZM57 213V214H58ZM112 213V214H113ZM116 213H114V214H116ZM118 213H120V212H118ZM124 213H125V210H124ZM126 213H129V212H126ZM132 213V212H131ZM139 213H140V211H139ZM146 213V212H145ZM176 213V214H175ZM77 214H79L78 212H77ZM147 214H148V212H147ZM150 214V213H149ZM149 214L147 215V216H149ZM160 214V213H159ZM162 214V213H161ZM41 215H43V214H41ZM41 215L39 216V217H41ZM72 215H74V213L72 214ZM71 215V216H72ZM123 215V214H122ZM122 215H120V216H122ZM130 215L131 214H129V217H130ZM136 215V214H135ZM137 215H139L138 214V212H137ZM157 215V214H156ZM75 216V215H74ZM110 216H112V215H109V217H107V216H105V217H107V218H110ZM117 216V217H116ZM124 216V215H123ZM128 216V215H127ZM131 216H133V214L131 215ZM159 216V215H158ZM158 216H153V218H152V220L154 219V217H158ZM39 217H37V218H39ZM49 217V216H48ZM100 217H102V218H100ZM113 217V216H112ZM119 216L118 215H115V218H118ZM152 217V216H151ZM55 218V217H54ZM80 218V217H79ZM82 218V217H81ZM114 218V217H113ZM121 218V217H120ZM149 218V217H148ZM41 219H43L42 217L40 218V220ZM46 219H48V218H46ZM74 219V220H73ZM84 219H83V221H84ZM122 219V218H121ZM120 219V220H121ZM131 219V218H130ZM144 219V220H143ZM78 220V221H77ZM104 220V219H103ZM107 220V219H106ZM123 220V219H122ZM127 220H129V219H127ZM36 222H37V220H35ZM42 221L43 220H41V222L40 223H42ZM84 221V222H85ZM118 221V220H117ZM154 221H155V219H154ZM36 222H34L35 224V226L37 227L38 225H36ZM44 222V223H45ZM98 222V221H97ZM115 222V221H114ZM123 222V221H122ZM125 222V221H124ZM127 222V221H126ZM149 222V221H148ZM118 223V225H119V222H117ZM121 223V222H120ZM43 224V223H42ZM97 224V223H96ZM27 225V226H26ZM59 225V224H58ZM98 225H99V223H98ZM125 225H122L121 224V226H123V228H125L124 226ZM33 226V225H32ZM57 226V225H56ZM30 227V226H29ZM35 227V228H36ZM60 227V226H59ZM63 227V226H62ZM64 227H65V225H64ZM89 227H91V225H90V223H89ZM130 227H128V228H130ZM142 227V228H141ZM34 228V227H33ZM41 228V229H40ZM61 228V227H60ZM119 228L120 229H118V230H121V227L119 226ZM210 228V229H209ZM211 228H216V233H214L213 235H208V234H210L209 232H208V234H207V231H206V229H209V231L211 230ZM218 228V229H217ZM24 229V230H25ZM65 229H66V232L68 231L67 230V228L65 227ZM64 229V230H65ZM127 229V228H126ZM142 230V235H138V233H137V231H139V230ZM212 229V231H214ZM56 230H59V229H55V230H53V231H55V233L57 234V232L58 231H56ZM64 230H62L61 229V231H63L62 233H64L65 231ZM88 230H89V228H88ZM61 231H59V232H61ZM86 231V230H85ZM103 231H104V229H103ZM122 231V230H121ZM124 231H125V229H124ZM128 231V230H127ZM37 232H39V233H41L40 235H38V234H36ZM58 232V233H59ZM65 232V233H66ZM72 232V234L74 235L75 233H73ZM90 232H91V230H90ZM90 232H88V233H90ZM93 232V231H92ZM102 232V231H101ZM123 232V231H122ZM141 232V231H140ZM25 233H26V231H25ZM24 233V235H25V237L26 236H28V235H26ZM31 233V234H30ZM64 233V234H65ZM123 233H125V234H127V233H129V231L128 232H123ZM120 234L121 236L122 235H124V234ZM61 234V233H60ZM78 234V235H79ZM85 235H87V232L86 233H84ZM102 234V233H101ZM141 234V233H140ZM54 235V234H53ZM75 235H77V234H75ZM74 235V236H75ZM89 235H94L93 233H91V234H89ZM87 236V238L88 237H90V236ZM130 235V234H129ZM131 235H130V237H131ZM28 236V237H29ZM36 236H38V237H36ZM57 236H59L58 234H57ZM70 236H72V235H70ZM126 236H128V235H126ZM133 236V237H134ZM25 237H24V239H25ZM53 237V236H52ZM54 237H56V236H54ZM53 237V238H54ZM61 237H62V235H61ZM60 237V238H61ZM86 237V236H85ZM120 237V236H119ZM130 237H128V238H130ZM133 237H131V239L133 238ZM27 238V237H26ZM72 238V237H71ZM84 238V237H83ZM82 238V239H83ZM87 238H85V239H81L82 241H79V243L77 244V247H79L80 248V246H84L85 244L87 245V244H94L93 246H92V248H98V247H100L101 245L100 244H98V242L96 241L95 242V238L93 239V238H89V239H87ZM98 238V237H97ZM96 238V239H97ZM51 239V238H50ZM67 239H69V238H67ZM123 239H124V236H123ZM126 239V238H125ZM26 240V239H25ZM25 240H23V241H25ZM45 240V239H44ZM52 240V239H51ZM62 240V239H61ZM60 239L59 240H57V242L58 241H61ZM120 240V239H119ZM53 241V240H52ZM67 241H69V240H67ZM66 241V242H67ZM121 241V240H120ZM12 242V243H11ZM45 242V241H44ZM48 242H50V241H48V239H47V243H45V245L44 246H46L47 244H48ZM55 242V241H54ZM63 241H61V243H62ZM118 243H120L119 241H117ZM122 242V241H121ZM9 243H11V246H5L6 244L7 245H10ZM15 243V242H14ZM24 243V242H23ZM50 243H52V242H50ZM49 243V244H50ZM58 243H60V242H58ZM60 243V244H61ZM65 243V242H64ZM64 243H62V244H64ZM96 243V244H95ZM117 243V244H118ZM13 244V245H12ZM71 244V243H70ZM113 244V246H115ZM22 246L21 247V249H20V252L19 251H17V252H13V248H18L19 246ZM65 245V244H64ZM67 245H69L68 243H67ZM75 245H76V242H75ZM38 246V247H39ZM42 246H43V244H42ZM49 246V245H48ZM112 246V244L110 245V247ZM115 246V247H116ZM119 246V247H118ZM174 246H182V247H184L183 248V250H182V247H180V249H179V251L181 250V252L183 251V253L184 252H187V253H193L194 254V256H191V254H190V256L189 257H184V258H182V259H180L179 257H178V259H174V255L171 257L170 255H166V253H164V251L165 252H167V251H169V249H170V251H171V249H172V247H174ZM37 246H35V248H36ZM37 247V248H38ZM41 247V246H40ZM39 247V248H40ZM47 247V246H46ZM54 247V249H55V247H56V244L53 246ZM52 247V248H53ZM62 247H63V245H62ZM5 248V249H4ZM33 248V247H32ZM50 248V247H49ZM59 248V247H58ZM61 248V247H60ZM59 248V249H60ZM67 248V247H66ZM72 248V247H71ZM71 248H69L70 250H71ZM74 248V247H73ZM177 248V247H176ZM31 249V248H30ZM30 249H29V253H30ZM34 249V248H33ZM57 249V248H56ZM63 249V248H62ZM76 249V248H75ZM78 249V248H77ZM77 249H76V252H78L77 251ZM113 249V248H112ZM175 249V248H174ZM12 250V251H11ZM24 250V251H25ZM45 250H46V252H47V250L48 249H46L45 248ZM74 250V249H73ZM10 251L12 252V254L10 253ZM32 251V250H31ZM33 251H35V250H33ZM32 251V252H33ZM110 251H111V248H110ZM109 251V252H110ZM113 251H114V249H113ZM113 251H111V252H113ZM174 251V250H173ZM9 252V253H8ZM23 252V251H22ZM25 252H27V251H25ZM24 252V253H25ZM38 252H39V250H38ZM56 252V251H55ZM54 252V253H55ZM57 252L58 253H56V254H53L54 255V257H55V260L54 261H49V259H47L49 262V264H67L69 261H71V259L70 258H72L73 259V256H74V253L72 254V250L71 251H69V250H67V253H64L65 251L64 250H57ZM75 252V253H76ZM175 252H177L178 253V251H175ZM102 253V252H101ZM164 253V254H163ZM168 253V252H167ZM170 253V252H169ZM172 253V252H171ZM174 253V252H173ZM172 253V254H173ZM186 253V254H187ZM27 254V253H26ZM40 254H41V252H40ZM45 254V253H44ZM43 254V255H44ZM46 254H48V253H46ZM58 254V255H57ZM77 254V253H76ZM75 254V255H76ZM155 254H159L157 257H156V255ZM171 254V255H172ZM21 255H22V253H21ZM20 255V256H21ZM28 255V254H27ZM56 255V256H55ZM100 255V254H99ZM154 255H155V257H154ZM180 254L178 253V256H179ZM23 256V255H22ZM50 257H51V255H49ZM188 256V255H187ZM27 257H29V256H27ZM53 257V258H54ZM79 258V254H77L75 257H74V260H76L75 258ZM176 257V256H175ZM183 257V256H182ZM78 258H77V260H78ZM19 259H20V257H19ZM21 259L22 260H24L23 259V257H21ZM29 259H31V260H33V258H29ZM28 259V261H30L31 262V260H29ZM22 260H20V261H22ZM47 260L45 261V264H47L46 262H47ZM50 260H52V259H50ZM36 261V260H35ZM34 261V262H35ZM83 260H81V261H79L78 260V262H76V263H73V264H84V263H81ZM25 262V261H24ZM34 262H31V263H29V264H39V263H34ZM39 262V261H38ZM41 262V261H40ZM42 262H44V261H42ZM66 262V263H65ZM75 262V261H74ZM20 263V262H19ZM69 263H71V262H69ZM21 264H23V263H21ZM25 264V263H24Z\"/></svg>",
  "mask_w": 264,
  "mask_h": 264
}]
</instances>
